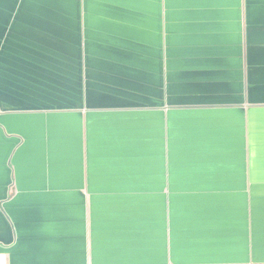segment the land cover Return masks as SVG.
<instances>
[{
  "label": "crops",
  "instance_id": "0c3cea01",
  "mask_svg": "<svg viewBox=\"0 0 264 264\" xmlns=\"http://www.w3.org/2000/svg\"><path fill=\"white\" fill-rule=\"evenodd\" d=\"M5 264H264V0H0Z\"/></svg>",
  "mask_w": 264,
  "mask_h": 264
},
{
  "label": "built area",
  "instance_id": "2783aa9c",
  "mask_svg": "<svg viewBox=\"0 0 264 264\" xmlns=\"http://www.w3.org/2000/svg\"><path fill=\"white\" fill-rule=\"evenodd\" d=\"M0 264H5V262L0 258Z\"/></svg>",
  "mask_w": 264,
  "mask_h": 264
}]
</instances>
